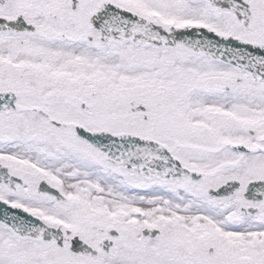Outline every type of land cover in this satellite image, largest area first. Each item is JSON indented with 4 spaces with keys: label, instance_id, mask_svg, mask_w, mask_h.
Instances as JSON below:
<instances>
[{
    "label": "snow or ice",
    "instance_id": "1",
    "mask_svg": "<svg viewBox=\"0 0 264 264\" xmlns=\"http://www.w3.org/2000/svg\"><path fill=\"white\" fill-rule=\"evenodd\" d=\"M0 264H264V0H0Z\"/></svg>",
    "mask_w": 264,
    "mask_h": 264
}]
</instances>
